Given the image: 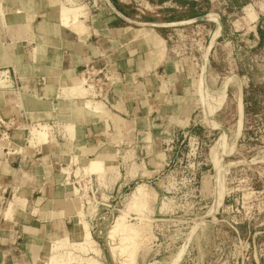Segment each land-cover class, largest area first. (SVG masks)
Listing matches in <instances>:
<instances>
[{
    "label": "crops",
    "instance_id": "0c3cea01",
    "mask_svg": "<svg viewBox=\"0 0 264 264\" xmlns=\"http://www.w3.org/2000/svg\"><path fill=\"white\" fill-rule=\"evenodd\" d=\"M76 1L89 7L81 30L62 22L67 0H0V77L12 83L0 86V192L12 191L15 201L8 216L7 206L0 209V264L40 259L68 232L75 174L67 162L114 163L106 176L120 172V190L132 182L127 169L147 138L207 131L197 123V72L168 40L212 14L219 0H148L147 12L122 0ZM210 19L197 28L212 29ZM93 60L114 76L106 94L67 96L63 89L79 83ZM38 124L48 125V136L30 144V126Z\"/></svg>",
    "mask_w": 264,
    "mask_h": 264
},
{
    "label": "rangeland",
    "instance_id": "374dc122",
    "mask_svg": "<svg viewBox=\"0 0 264 264\" xmlns=\"http://www.w3.org/2000/svg\"><path fill=\"white\" fill-rule=\"evenodd\" d=\"M122 1L139 12L152 11L148 0ZM219 1L195 23L203 26L207 18L218 23L219 17L218 30L216 22L208 31L183 25L184 36L168 40V49L188 57L197 72V123L206 133L179 140L168 132L150 136L127 169L132 182L120 190V172L106 176L116 170L114 163L67 162L66 171L75 174L69 180L75 210L60 239L82 241L79 222L85 220L93 243L85 252L65 243L57 252L59 264H125L131 258L133 264H264V0ZM140 185L146 194L142 204L133 199ZM12 194L0 192L7 216ZM118 220L138 231L134 245L120 241L121 231L111 232ZM51 247L30 264H52Z\"/></svg>",
    "mask_w": 264,
    "mask_h": 264
},
{
    "label": "bare ground",
    "instance_id": "6f19581e",
    "mask_svg": "<svg viewBox=\"0 0 264 264\" xmlns=\"http://www.w3.org/2000/svg\"><path fill=\"white\" fill-rule=\"evenodd\" d=\"M67 3L68 4H62V7H61V11H60V14H61V19H62V22L63 24L67 25V26H70V27H74L76 29H79L81 30L82 29V22H83V19L86 18L89 14V11L87 10L86 8V4H79L77 2H75L74 0H67ZM214 17V15L212 16ZM215 18V17H214ZM216 20V19H215ZM81 28V29H80ZM156 48L157 49H164V45L161 41H156ZM164 51V50H162ZM159 53L161 51H158ZM163 54V53H162ZM161 54V55H162ZM3 72V71H2ZM9 72V71H8ZM6 73V72H4ZM2 74V73H1ZM4 75V74H3ZM5 76V75H4ZM9 76V75H8ZM12 85L11 81L8 80V78H2L0 77V86L3 87V88H7V87H10ZM83 83L80 81L79 83L75 84V85H72L68 88H64L63 89V92L67 95V96H78V97H82L85 95V91L86 89L83 87ZM62 91V90H61ZM90 106H93L91 104H93L92 102H89L88 103ZM97 108H102V105H99V104H95ZM96 109V108H95ZM98 110V109H97ZM47 129H48V125L46 124H38L37 126H33L32 128V135L29 137V140H35L38 138V140H46L47 138ZM36 135V136H35ZM75 160V159H74ZM101 164V163H100ZM109 164V163H108ZM108 164H105L108 166ZM103 164H101L102 166ZM96 166V165H94ZM98 166H99V163H98ZM100 166V167H101ZM103 169H105L103 167ZM99 170V169H98ZM102 169H100L101 171ZM110 170V169H109ZM105 171V170H104ZM99 172V171H98ZM100 174H102L103 172H99ZM101 177V176H100ZM103 178V177H102ZM144 189H143V185H140L139 187H137V189L135 190V193L133 194V199L135 201H140L139 203H141L142 201H144V199L146 198V194L144 193ZM138 203V202H137ZM143 203V202H142ZM141 203V204H142ZM11 209V208H10ZM9 209V210H10ZM8 211V210H7ZM6 211V212H7ZM122 216V215H121ZM123 220V219H122ZM121 220H118L116 225L113 226V231H111L113 234L117 231H121V242H127L128 241V244L125 243L122 247H120V250H125L127 249V247L129 246V243L130 241L133 242V245H134V237L137 235V230L134 229V227L131 225H126L124 222H120ZM80 226H81V229H82V235H81V239L82 241L80 242H77L75 241L74 239V242H71L69 240V237L68 236H65L63 239H58L57 241L54 242V245L53 248H52V255L50 256V262L52 264H59V259H60V256H58L57 252L59 250H61L63 248V246L65 245V243L69 242V243H74V244H77L78 245V249L79 250H82V251H87L88 247L90 246V244L93 243V240H92V236L90 234V230H89V227H88V224L85 220H81L79 222ZM120 233V232H118ZM138 236V235H137ZM136 238V237H135ZM123 242V243H124ZM53 244V243H52ZM122 244V243H120ZM128 246H127V245ZM137 244V243H136ZM131 245V246H133ZM134 247V246H133ZM122 248V249H121ZM130 249V248H129ZM127 249L125 251V253H130L128 256L131 258L133 256V250H129ZM132 258L130 259L129 262L125 263V264H130L132 263ZM134 262V261H133ZM133 264V263H132Z\"/></svg>",
    "mask_w": 264,
    "mask_h": 264
},
{
    "label": "built area",
    "instance_id": "2783aa9c",
    "mask_svg": "<svg viewBox=\"0 0 264 264\" xmlns=\"http://www.w3.org/2000/svg\"><path fill=\"white\" fill-rule=\"evenodd\" d=\"M180 27V31L170 35L169 40L174 41L175 38L176 42H178L179 38L181 39V37L184 36L187 30L182 26ZM177 47L179 50H182L181 46L177 45ZM113 80L115 79L110 70L105 65L101 66L97 64V61L94 60L87 63L81 71V81L90 92L88 95L91 98H100L106 94L108 85H111ZM188 134L189 133L184 134V138H187L189 136ZM189 138L191 139V136H189Z\"/></svg>",
    "mask_w": 264,
    "mask_h": 264
},
{
    "label": "water",
    "instance_id": "95a60500",
    "mask_svg": "<svg viewBox=\"0 0 264 264\" xmlns=\"http://www.w3.org/2000/svg\"><path fill=\"white\" fill-rule=\"evenodd\" d=\"M200 18H201V20H203V19H205L206 17H205V16H201ZM221 24H222V29H223V25H224V24H223L222 21H221Z\"/></svg>",
    "mask_w": 264,
    "mask_h": 264
}]
</instances>
